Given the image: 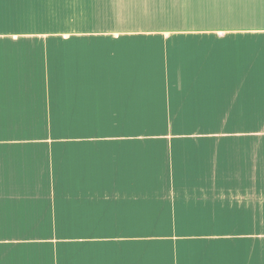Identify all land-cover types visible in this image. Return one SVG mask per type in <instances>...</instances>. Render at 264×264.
Returning <instances> with one entry per match:
<instances>
[{"label": "crops", "instance_id": "0c3cea01", "mask_svg": "<svg viewBox=\"0 0 264 264\" xmlns=\"http://www.w3.org/2000/svg\"><path fill=\"white\" fill-rule=\"evenodd\" d=\"M20 41L47 61L35 195ZM0 264H264V0H0Z\"/></svg>", "mask_w": 264, "mask_h": 264}, {"label": "rangeland", "instance_id": "374dc122", "mask_svg": "<svg viewBox=\"0 0 264 264\" xmlns=\"http://www.w3.org/2000/svg\"><path fill=\"white\" fill-rule=\"evenodd\" d=\"M18 47L15 49V54L17 60H6L7 62V71L11 70L16 73L22 74L21 77H18L15 81V86L20 90L22 95L20 96V108L22 107L23 117L27 120L22 122L21 127L17 128H7L6 135L7 136H16L24 139L22 142V155H21V167H22V180L25 182V186L28 189H32L29 193L32 195L37 193L35 191L37 184V179L40 177L37 176L36 173L39 172L38 168H43L46 170V173L49 174L51 170L50 157L48 153H44L43 155L39 154V149L46 148L49 149V145L45 143L38 144L35 141H30L31 139L43 138L48 134V129L45 127H32V116L33 109L35 105V99L32 96L33 93L38 89H44L45 87V79L44 74L47 70V61L45 50L43 47L36 46L31 47L27 41H20L17 44ZM8 50V48H7ZM36 62V63H35ZM16 63V64H15ZM37 75V77H33V73ZM41 100V99H40ZM40 106V105H39ZM70 131L67 133L69 136L73 135H90L93 134L92 128H84V129H69ZM142 129H134L135 132H139ZM155 130V129H151ZM59 135L63 132V129L58 128L57 130ZM65 131V130H64ZM75 145H81V143H74ZM82 145H87L82 144ZM51 146V145H50ZM74 166L77 167L80 163L79 157L74 159ZM74 168V167H73ZM35 195V194H34ZM36 200V199H33ZM42 225L34 224V225H23V236L26 237H40L42 230ZM51 226V225H50ZM76 229V226L74 227ZM51 230V228H49ZM88 230V227H86ZM52 232V231H51ZM101 233H105L108 231H103L101 229ZM40 244H38L39 246ZM37 246V247H38Z\"/></svg>", "mask_w": 264, "mask_h": 264}]
</instances>
